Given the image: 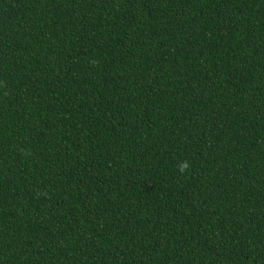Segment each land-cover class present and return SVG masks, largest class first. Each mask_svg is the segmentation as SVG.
<instances>
[{"label": "trees", "instance_id": "1", "mask_svg": "<svg viewBox=\"0 0 264 264\" xmlns=\"http://www.w3.org/2000/svg\"><path fill=\"white\" fill-rule=\"evenodd\" d=\"M0 264H264V0H0Z\"/></svg>", "mask_w": 264, "mask_h": 264}, {"label": "clouds", "instance_id": "2", "mask_svg": "<svg viewBox=\"0 0 264 264\" xmlns=\"http://www.w3.org/2000/svg\"><path fill=\"white\" fill-rule=\"evenodd\" d=\"M190 164L187 160L180 161L178 164V170L181 174H183L187 169H189Z\"/></svg>", "mask_w": 264, "mask_h": 264}]
</instances>
